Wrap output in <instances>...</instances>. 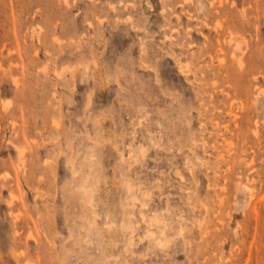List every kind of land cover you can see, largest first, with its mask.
Here are the masks:
<instances>
[{
  "label": "rangeland",
  "instance_id": "374dc122",
  "mask_svg": "<svg viewBox=\"0 0 264 264\" xmlns=\"http://www.w3.org/2000/svg\"><path fill=\"white\" fill-rule=\"evenodd\" d=\"M0 264H264V0H0Z\"/></svg>",
  "mask_w": 264,
  "mask_h": 264
},
{
  "label": "bare ground",
  "instance_id": "6f19581e",
  "mask_svg": "<svg viewBox=\"0 0 264 264\" xmlns=\"http://www.w3.org/2000/svg\"><path fill=\"white\" fill-rule=\"evenodd\" d=\"M244 63V62H243Z\"/></svg>",
  "mask_w": 264,
  "mask_h": 264
}]
</instances>
